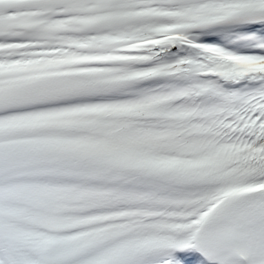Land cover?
<instances>
[{"label":"snow or ice","instance_id":"6c2138e0","mask_svg":"<svg viewBox=\"0 0 264 264\" xmlns=\"http://www.w3.org/2000/svg\"><path fill=\"white\" fill-rule=\"evenodd\" d=\"M0 264H264V0H0Z\"/></svg>","mask_w":264,"mask_h":264}]
</instances>
